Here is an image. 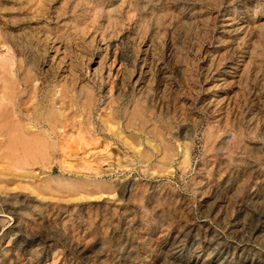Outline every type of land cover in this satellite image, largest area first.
I'll list each match as a JSON object with an SVG mask.
<instances>
[{"label":"rangeland","instance_id":"374dc122","mask_svg":"<svg viewBox=\"0 0 264 264\" xmlns=\"http://www.w3.org/2000/svg\"><path fill=\"white\" fill-rule=\"evenodd\" d=\"M45 82L91 115L38 152L4 95ZM211 242L264 262V0H0V264H194Z\"/></svg>","mask_w":264,"mask_h":264},{"label":"bare ground","instance_id":"6f19581e","mask_svg":"<svg viewBox=\"0 0 264 264\" xmlns=\"http://www.w3.org/2000/svg\"><path fill=\"white\" fill-rule=\"evenodd\" d=\"M55 60L54 56L52 61ZM95 71V70H94ZM98 72H94L93 75L97 76ZM70 76L71 74H67ZM65 78V74H63ZM25 82V81H24ZM74 92L77 94H83L85 87L79 82L76 86L72 85ZM63 88V86H62ZM66 88V87H65ZM51 91L49 89V83H43L38 88H35L33 96L28 99H25L26 91L24 89H19L16 91L14 89L13 93L9 96L4 95V100L6 101V109L8 113L12 116L16 115L18 120L13 121L11 126H9V135L8 139L14 141L26 140L32 141L39 148L44 141L52 142H69L73 139H79L84 137L83 127L89 120L91 115V100L86 99V97H81L84 100V104L81 105V110L84 112L83 116L80 115V120H76L74 115H66V111L77 105V97L75 96H65V93L60 94V108L57 109L56 104L58 103L50 95ZM34 108V116L26 114V112L31 108ZM49 111L48 114H42L43 109ZM79 108V105L76 106ZM88 112V113H87ZM139 116V113H136ZM135 115V114H134ZM23 121H27V126L23 125ZM33 129H36L33 131ZM227 133V132H224ZM227 136V134H225ZM224 135V136H225ZM93 140L97 139L96 135H91ZM25 141V142H26ZM36 147V146H35ZM246 212L249 214L251 211L250 208H246ZM176 246L178 243L175 244ZM175 246V247H176ZM174 245L170 248L172 251L175 249ZM209 252L202 253L197 257L194 264H237L235 257L237 254H229V252H224L221 250L220 244L217 242L209 243ZM11 253V247L6 244L0 250V257L3 259H8ZM206 254V255H203ZM225 255V256H224ZM205 256V257H204ZM238 258L241 262L238 264H264L255 261L254 256H251L250 253H245L244 250H240Z\"/></svg>","mask_w":264,"mask_h":264}]
</instances>
